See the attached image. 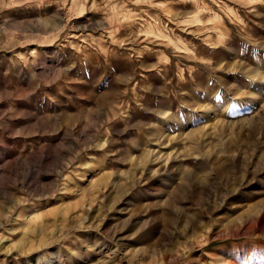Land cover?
<instances>
[{
    "label": "rangeland",
    "instance_id": "374dc122",
    "mask_svg": "<svg viewBox=\"0 0 264 264\" xmlns=\"http://www.w3.org/2000/svg\"><path fill=\"white\" fill-rule=\"evenodd\" d=\"M0 264H264V0H0Z\"/></svg>",
    "mask_w": 264,
    "mask_h": 264
}]
</instances>
